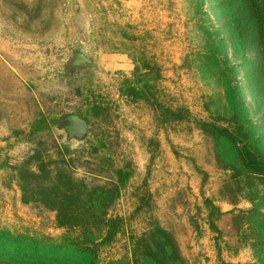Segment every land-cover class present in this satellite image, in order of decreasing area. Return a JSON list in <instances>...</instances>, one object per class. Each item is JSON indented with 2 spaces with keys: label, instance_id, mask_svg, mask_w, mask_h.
Masks as SVG:
<instances>
[{
  "label": "rangeland",
  "instance_id": "374dc122",
  "mask_svg": "<svg viewBox=\"0 0 264 264\" xmlns=\"http://www.w3.org/2000/svg\"><path fill=\"white\" fill-rule=\"evenodd\" d=\"M237 3L0 0V232L26 244L5 242L0 264H150L135 238L153 224L182 264H260L264 183L212 130L243 122L248 146H264V59L257 37L236 45ZM62 160L88 186L77 195L107 191L94 203L31 191V171ZM61 204L95 218L61 227ZM34 244L40 259L23 249Z\"/></svg>",
  "mask_w": 264,
  "mask_h": 264
},
{
  "label": "trees",
  "instance_id": "16d2710c",
  "mask_svg": "<svg viewBox=\"0 0 264 264\" xmlns=\"http://www.w3.org/2000/svg\"><path fill=\"white\" fill-rule=\"evenodd\" d=\"M236 2H238L236 4V45L244 46L248 44V46L253 47L256 45L254 36L257 37L258 45L256 47H258V49L256 50L259 56H261L260 59L263 60L264 59V0H236ZM249 31L250 33H252V35L248 33ZM254 32L256 35H254ZM236 105L237 104L234 101L233 108ZM234 109L235 111L233 112V115L235 114L236 120L240 121L239 117H241V113L237 111V107ZM244 120H247V118H245ZM246 123L248 122L246 121ZM248 124L251 125L250 123ZM249 128L250 126H244L243 122L242 124L241 122L238 123V126H236L234 130L228 129L227 127L214 125L212 127L213 138L215 140L216 146L218 147L220 146V148L223 147L232 148L236 154L234 160L239 158L240 163L242 165L248 166L249 169L251 170L250 175L255 176L256 180L260 181V183H264V146L263 145H254L252 147L248 146L247 142L249 141V138L245 136L248 135ZM239 133L244 136V138L247 140L246 142L243 140L241 141V139H239V141L236 140L237 134ZM55 164L58 167L55 170L49 169L45 166H44L45 168H43L42 166L39 167V169L43 170V172L45 171L46 177L43 176L41 178L36 174V171H31V176L33 178L31 183V191H34L35 193H40V195L48 194L45 193L44 191H60L59 193H61L62 199L63 198L68 199V203L70 202L81 203L87 201H91L94 203V200L93 199L91 200V197L93 195L92 191H107L103 189L102 186L101 187L96 186L94 187V189H91V195H89L90 192L84 195L82 194L77 195L74 191H81L82 189L86 190L88 188L86 183L81 179L79 180L78 178L73 177V175L71 174L72 172L69 168L71 167V165H69V163H67L66 161L64 160L60 162L57 161L55 162ZM26 186L23 187L22 185L23 194H25V192L27 191ZM82 209L83 210L77 207L71 211H67L65 209V205L61 204L58 208H56L57 225L61 227L67 226L74 228V224L79 222V220H81L82 218H86V220L95 218L93 216L94 212L92 211V208L83 206ZM255 210L259 215L263 216V219L261 223H258L255 226V228L260 230V233L258 236H256V239H254V242L252 244L255 245V248L258 249L259 252H261L262 261H260V264H264V212L258 209ZM248 213H250V211H248ZM111 220H113L112 225L114 226L113 227L114 230L118 226L120 228L122 222L124 221L123 217L116 218V220L115 219H111ZM107 234L109 233L107 232ZM107 234H105L104 237L101 238V241H99V243L95 242L94 247L95 246L97 247L99 244H102L107 238L106 237ZM112 235L113 232L109 235V237ZM167 235L168 234L164 229L160 228L156 224H153V227H150L146 234L142 233L141 235L135 238L136 244L143 243L142 244L143 252L141 253L143 254V257H146L145 259L148 263L182 264V262L179 259L178 251L174 246L175 245L174 241L172 240L170 241V238L169 236L167 237ZM10 237L11 236L9 234L5 235V232L3 231L0 232V246L3 247L2 250H4V253H7V246L9 245L8 243L5 242L11 241V243L15 245L14 247L19 250L20 248H22V246L26 245L24 244L23 241H21V243H18L16 239ZM146 238H148L147 241ZM34 246L27 245L23 249H25L26 255L32 254L31 255L32 258L29 257V259H33V260L38 258L40 259V257L37 256L36 253L40 251L41 248L37 244H34ZM58 248H59L58 245L52 244L51 252H53L54 250L57 251ZM73 249L78 253L81 252L79 249H75V248ZM90 252L91 254H93L92 253L93 249H91ZM113 263L114 262H110L109 264H113ZM91 264H95V262Z\"/></svg>",
  "mask_w": 264,
  "mask_h": 264
},
{
  "label": "water",
  "instance_id": "95a60500",
  "mask_svg": "<svg viewBox=\"0 0 264 264\" xmlns=\"http://www.w3.org/2000/svg\"><path fill=\"white\" fill-rule=\"evenodd\" d=\"M67 129L70 132L80 131L82 132L86 128V123L76 114H70L67 117Z\"/></svg>",
  "mask_w": 264,
  "mask_h": 264
}]
</instances>
